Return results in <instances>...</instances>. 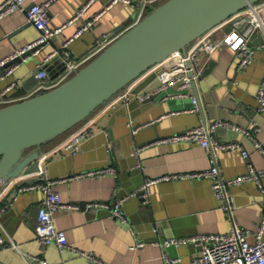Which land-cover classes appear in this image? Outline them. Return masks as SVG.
<instances>
[{"label":"crops","instance_id":"1","mask_svg":"<svg viewBox=\"0 0 264 264\" xmlns=\"http://www.w3.org/2000/svg\"><path fill=\"white\" fill-rule=\"evenodd\" d=\"M42 1L45 0H26V6ZM85 1L53 0L48 7L49 26L65 23ZM108 1L95 0L82 18L65 26L35 56L3 78L0 88L19 79L18 85L9 89L5 98L12 99L21 87L27 94L39 83L56 76L64 67L62 54L54 55L45 65L46 80L39 81L34 72L51 51L63 52L62 43L73 37L83 21ZM162 1H155L154 7ZM135 2L136 8L125 3L113 5L89 29L73 37L67 46L71 60L105 40L124 20L130 17L134 20L141 0ZM223 32L217 30L210 38H217ZM38 36L39 30L28 23L24 11L5 15L0 19V60ZM203 61L206 64L200 76L184 97L163 100L157 95L144 101L147 97L142 91L148 83L142 82L152 73L135 83L113 108L93 119L94 130L80 141L76 155L49 153L65 135L41 145L39 162L54 181L52 188L62 201L79 205L76 209H58L53 213L55 226L64 231L69 245L91 252L104 264H164L160 242L165 238L225 233L233 222L252 232L257 229L262 216L264 175L259 183L247 180L227 188L233 199L232 217L222 209L224 200L214 195L212 179L208 177L178 176L156 181L149 186L143 203L133 195L140 191L147 178L199 172L211 166L209 155L197 143L160 141L199 123L210 125L220 121L221 124L214 128L215 137L219 141L237 143L248 152V159H245L239 150L220 151L221 176L242 175L250 164L255 169L264 168V154L256 147L259 143L264 150V110L258 109L255 97L264 72V50H256L250 64L242 70L236 69L235 53L227 46ZM2 72L0 68V75ZM191 95L198 98V112L186 110L191 107ZM104 167H111L112 171L102 175L84 174ZM17 187L9 184L0 194V209L4 207L0 211V236L4 239L0 244V264L32 263L33 257L43 258L49 264H100L71 249L60 251L55 244L38 241L34 225L44 195L38 189H28L13 199ZM118 199H123L121 211L125 220L114 216L109 208L87 206L98 202L111 205ZM252 240L250 237L249 241ZM138 241L142 242L139 247L135 246ZM165 250L170 257L179 258L176 264H185L199 255L200 247L185 242L169 245Z\"/></svg>","mask_w":264,"mask_h":264},{"label":"built area","instance_id":"2","mask_svg":"<svg viewBox=\"0 0 264 264\" xmlns=\"http://www.w3.org/2000/svg\"><path fill=\"white\" fill-rule=\"evenodd\" d=\"M52 1L53 0H45L39 3L32 2L29 6H26V0H4L0 3V19L16 10L24 11L28 23L32 24L39 30V36L34 41L15 50L9 56L0 60V67H2L8 61L29 52L22 57L21 62H16L6 67L0 75V81L3 78L12 75L18 65L26 63L33 56H35L54 36L61 33L65 26L82 18L85 11L92 3H94L95 0H86L78 9H76L70 19L58 27H50L48 24V7ZM155 1L157 0H141L138 13L134 20H132V23L140 19L145 13L153 8ZM117 3L129 4L134 8L137 7L135 0H109L103 8L83 21V24L75 32L73 37H77L83 31L89 29L106 12V10ZM217 30H223L224 32L217 38L211 39V34ZM73 37L66 39L62 43L61 50L63 52L59 49H55L47 54L43 58V61L38 64V69L34 72L36 79L39 81L46 80L48 78V74L45 65L54 55L62 54L63 60L65 61L64 67L56 76L49 81L39 83L32 91L24 96L6 99L5 94L7 91L16 87L19 83V79L11 81L4 88H0V106L25 97L39 94L57 86L69 78L75 70L84 66L112 40V38L105 39L95 45L83 56L76 60H71L70 52L67 50V46ZM223 46H227L234 51L237 70H242L250 64L256 50H264V0L249 4L245 8L225 19L219 25L194 39L184 51L173 52L164 60L149 68L137 79L131 82L120 94L106 101L89 117L71 128L69 132H67L65 136H63V138H61V140L51 148L49 153L64 152L71 154L76 152L79 149L80 141L93 132V119L98 114L113 108L116 103L120 101V99L126 96L130 88L135 85V83H138L144 77L155 71H158L157 79L159 83L154 88L152 93H156L161 96L163 100L167 98L187 96V89L193 85L195 80L200 76L202 69L206 64L203 59L205 57H209V55H211L214 51L222 48ZM144 96L147 97L148 94H145ZM255 97L258 102V109L264 110V72L255 93ZM190 100L191 107L186 110L198 112L200 110L198 98L191 95ZM220 124V121H215L210 125L199 123L198 125L188 128L181 133L161 139L160 141L162 142L188 141L199 144L209 155L211 166L208 169L199 172L162 176L155 179H145L139 189L142 191L144 200L145 197H147L149 186L156 181L166 180L178 176L208 177L212 179L211 187L214 195L224 200L222 209L227 212L230 217H232L233 199L228 194L227 188L231 185L241 184L247 180L259 183L261 176L264 175V168L255 169L250 164L248 165V171L242 175L232 178H224L221 176L218 165V154L220 151L228 149L239 150L242 157L245 159H248V152L237 143L219 141L214 135V128ZM136 129L137 127L134 128V131H136ZM256 147L264 154V150L259 143H256ZM110 171H112L111 167H104L100 169L88 170L84 174L102 175ZM34 175L37 177L38 181L32 185L18 186L17 190L14 191L13 199L16 198L19 192L28 189H38L43 193L44 196L40 206L38 207L34 225V233L37 240L43 244H55L60 251L66 248L71 249L72 251L86 257L90 261L104 264L91 252L79 251L75 247L69 245L64 231L55 226L53 213L56 210L76 209L79 205L77 203L64 202L60 199L58 192L52 188L54 181L48 177L46 169L42 168L41 165L39 170ZM23 177L24 176L13 178L11 186L15 185L16 182L21 180ZM133 195H135V192ZM122 202L123 199H118L111 205L109 203L98 202L89 203L87 206L109 208L114 216L125 220L121 211ZM3 209L4 207L1 208L0 211ZM250 237L253 238L252 241H249ZM185 242H192L200 247L199 255L185 264H264V200L262 202V216L259 220L257 229L254 232L249 229L242 228L233 222L230 230L225 233H197L184 238L163 239V241L160 242V247L164 264H176L179 261V258L177 257H170L166 253L165 248L169 245L178 246ZM3 243L4 239L0 236V244ZM141 245L142 242L138 241L135 246L139 247ZM27 264L49 263L43 258L33 257L32 263L27 261Z\"/></svg>","mask_w":264,"mask_h":264},{"label":"water","instance_id":"3","mask_svg":"<svg viewBox=\"0 0 264 264\" xmlns=\"http://www.w3.org/2000/svg\"><path fill=\"white\" fill-rule=\"evenodd\" d=\"M257 1L163 0L137 21L132 23L130 17L114 27L106 37L112 38L110 43L57 86L1 105L0 194L13 178L24 176L17 186L38 181L32 175L40 168L42 144L85 120L173 52L184 51L194 39ZM28 53L0 68L21 62ZM157 74L153 72L142 82L148 83L142 91L148 94L144 101L157 96L152 93L159 83ZM16 94L11 98L24 96L26 90L21 87ZM135 195L143 203L142 191Z\"/></svg>","mask_w":264,"mask_h":264},{"label":"trees","instance_id":"4","mask_svg":"<svg viewBox=\"0 0 264 264\" xmlns=\"http://www.w3.org/2000/svg\"><path fill=\"white\" fill-rule=\"evenodd\" d=\"M67 132H69V130H68ZM67 132H65V133L61 134L60 136H58V139H59L60 137H62L63 135H65Z\"/></svg>","mask_w":264,"mask_h":264}]
</instances>
